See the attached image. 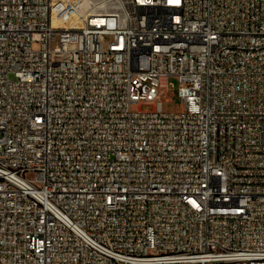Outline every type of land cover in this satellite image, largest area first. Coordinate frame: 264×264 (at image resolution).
Masks as SVG:
<instances>
[{
    "label": "built area",
    "instance_id": "1",
    "mask_svg": "<svg viewBox=\"0 0 264 264\" xmlns=\"http://www.w3.org/2000/svg\"><path fill=\"white\" fill-rule=\"evenodd\" d=\"M0 264H264V0H0Z\"/></svg>",
    "mask_w": 264,
    "mask_h": 264
},
{
    "label": "rangeland",
    "instance_id": "2",
    "mask_svg": "<svg viewBox=\"0 0 264 264\" xmlns=\"http://www.w3.org/2000/svg\"><path fill=\"white\" fill-rule=\"evenodd\" d=\"M60 10L64 12V13H62V15H64V16H69V14L72 11L71 9L70 10L67 9V7L65 5L60 7ZM77 10L80 11L81 8L79 6H77ZM66 11H69V13H65ZM61 21H63V20H61ZM66 26H68V24ZM166 87H167L166 89H160L159 90V102L162 105V111L165 113H170V112H173L175 109L180 110L181 105H180V102L175 95V89L177 87L176 80L173 78H169L167 83H166ZM151 105L152 104H149V105L141 104L140 107L135 105L132 107V110L136 111V110L140 109L141 112H149L151 110Z\"/></svg>",
    "mask_w": 264,
    "mask_h": 264
},
{
    "label": "bare ground",
    "instance_id": "3",
    "mask_svg": "<svg viewBox=\"0 0 264 264\" xmlns=\"http://www.w3.org/2000/svg\"><path fill=\"white\" fill-rule=\"evenodd\" d=\"M63 6V4H61V3H58L57 5H56V7H55V9H54V13H53V17H54V19H55V21L56 20H58L59 18H61V17H66V18H69L68 20H69V22L67 23L68 24V26H72V25H74L75 24V22H76V13H75V11L73 12V11H71V13L69 14V16H64V15H62V13H64L63 11H61L60 10V7H62ZM65 13H69V11H66ZM62 19V18H61ZM65 20V19H64ZM67 20V21H68ZM60 23H61V21H59ZM65 22H63L62 21V25H67Z\"/></svg>",
    "mask_w": 264,
    "mask_h": 264
}]
</instances>
